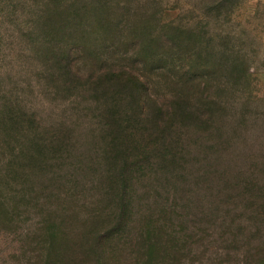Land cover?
I'll return each instance as SVG.
<instances>
[{
    "label": "trees",
    "instance_id": "obj_1",
    "mask_svg": "<svg viewBox=\"0 0 264 264\" xmlns=\"http://www.w3.org/2000/svg\"><path fill=\"white\" fill-rule=\"evenodd\" d=\"M116 4L0 0V32L2 19L14 17L9 31L24 45L25 64L38 62L40 74L82 109L74 111L77 121H53L26 100L32 82L18 81L24 92L0 91V209L8 218L12 203H39L42 213L22 249L26 254L25 243L35 242L38 264H210L201 259L208 254L264 264V108L254 89L246 94L237 86L250 79L248 71L239 74L248 63L234 50L223 53L215 33L207 44L213 59L186 57L190 67L168 96L158 95L145 73L114 66L111 47L96 61L111 67L82 73L68 37L77 31L94 56L90 47L98 50L122 17L127 46L143 41L145 63L154 65L160 44L154 36L144 41L154 18L128 4L112 12ZM87 92L91 101L80 107Z\"/></svg>",
    "mask_w": 264,
    "mask_h": 264
},
{
    "label": "rangeland",
    "instance_id": "obj_2",
    "mask_svg": "<svg viewBox=\"0 0 264 264\" xmlns=\"http://www.w3.org/2000/svg\"><path fill=\"white\" fill-rule=\"evenodd\" d=\"M113 1L121 2V4H116V8L111 9L112 12L119 8L124 10L123 8H128L126 6L128 4L131 11L138 14L144 13L154 18L150 22L151 26L145 30L144 34L146 36L144 41L154 36L155 43L160 44L158 53L154 55V65L145 63L143 41L131 42V45L127 46L125 41L131 37L125 31L126 22L122 17L119 29L117 32H113L115 35L112 36L113 33L110 36L103 35V40L95 45L98 50L90 47L95 53L94 56H90L84 50L83 44L86 41L79 45L81 41L77 39L79 34L77 31L68 37L69 48L74 51L72 59L81 67L82 73H88V68L111 67L110 63L96 62L99 56H103L107 48L111 47L113 53L111 52L109 55L113 56L110 61L114 66H127L140 73H145L149 81L153 82L158 95L168 96L176 89L173 80L179 79L180 75L190 67L191 59H186V57L192 55V58L200 61H206L207 58L213 59L211 54L215 53H209L207 44H214L215 40L216 43L220 44L223 53L227 52L226 49L234 50L241 61L248 63V69L244 67L239 74L242 77L248 71L250 79L244 80L246 77H242L240 84L237 85L238 90L243 92L247 90L246 94H249V90L254 89V94L257 95L256 104L258 103L260 109L264 108V0H234V2L228 1L222 5H218L219 0ZM2 8L4 9L3 6H0V13L6 11ZM13 20L14 17H8V20L2 19L3 22L1 23L2 29L6 27V30L1 29L0 32V91L8 89L9 92H12L10 94H15L11 90L15 89V91L24 92L25 89L18 85V81H22L24 78L27 82H32V86L28 87L29 94L27 93L26 100L35 105L34 107L39 112L44 115L51 112L53 115L48 117L53 121L64 117L67 118L65 123L77 121L76 114L78 113L74 111L81 108H73L71 100L74 99V96L71 95L72 93L66 90H58L57 84L48 79L47 72L41 75L38 62L33 67L25 64L26 58L20 53L24 49V45L16 38L12 40L13 32L9 31V21ZM169 22L171 23L170 27L165 25ZM188 25L194 28L192 29ZM162 28L168 30H165L161 37L155 36L154 32H160ZM176 33L183 37L192 36L202 38V40L197 43L188 40L177 45L173 39ZM215 33H219V35L217 34L218 36L213 40L212 36ZM201 45L207 46L205 52L197 48ZM194 49L198 54H195ZM219 55L221 58L228 56ZM92 61L95 66H93ZM163 65L166 66L163 67ZM177 65H180L181 69ZM28 68L29 70L26 71ZM203 79L205 82L212 83L213 81H210L206 75L203 76ZM43 85H45L44 89L42 88ZM83 96L79 98L80 107L88 106L87 100L91 101L89 92ZM89 103L92 104V102ZM81 112L79 115L84 116L85 120L92 118L91 115H84ZM85 120L82 122L85 123ZM3 204L5 203H0V208L5 209ZM49 204L46 203V205ZM10 209H13L14 213H10L8 218H5L3 210L0 209V264H38L37 250H35L37 244L32 241L25 243L27 248L25 254L22 249L24 243L22 238H24L27 228L31 227L34 230L37 226L36 222L42 218V213L39 212V203H21L18 209L14 208L12 203ZM201 259L211 261L210 264H231L226 260L222 262L221 258L215 255L210 256L208 254ZM224 259H226L225 256ZM192 264H199V260Z\"/></svg>",
    "mask_w": 264,
    "mask_h": 264
}]
</instances>
